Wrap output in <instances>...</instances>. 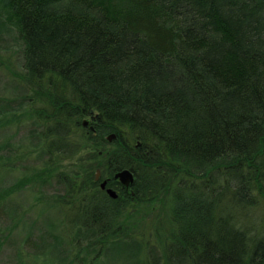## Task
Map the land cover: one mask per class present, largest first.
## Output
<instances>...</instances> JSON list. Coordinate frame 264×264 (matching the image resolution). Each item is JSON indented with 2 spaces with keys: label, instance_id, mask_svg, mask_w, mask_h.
<instances>
[{
  "label": "trees",
  "instance_id": "1",
  "mask_svg": "<svg viewBox=\"0 0 264 264\" xmlns=\"http://www.w3.org/2000/svg\"><path fill=\"white\" fill-rule=\"evenodd\" d=\"M0 28L19 67V90L0 96V165L24 154L10 123L27 122L45 155L0 173V203L55 181L49 197L75 211L77 247L94 259L144 248L126 222L148 203L170 223L154 264H264V0H0ZM80 149L95 160L56 170ZM124 167L128 186L113 176Z\"/></svg>",
  "mask_w": 264,
  "mask_h": 264
},
{
  "label": "rangeland",
  "instance_id": "2",
  "mask_svg": "<svg viewBox=\"0 0 264 264\" xmlns=\"http://www.w3.org/2000/svg\"><path fill=\"white\" fill-rule=\"evenodd\" d=\"M14 37L0 28V96L1 94L11 95L17 93L16 78L13 71L19 69L17 64V45ZM15 84V85H14ZM8 132L11 135V143L20 145L22 148H13V153L16 150H23L24 154L20 159L10 161L9 165L6 162L0 165V173L13 176H22L32 172V167L35 163L45 157L40 154V150L34 146L32 137L27 136L28 123L24 124L10 123L6 125ZM4 136V135H3ZM31 136V135H30ZM2 133L0 131V140ZM108 140V139H107ZM110 141V140H109ZM13 143V144H14ZM13 146V145H12ZM14 146V147H15ZM87 150L80 149L71 156L55 161L56 170L64 171L65 173H73L76 169L87 165L92 158L84 159ZM3 152H6L3 150ZM8 152V151H7ZM10 152H8L9 154ZM14 163V164H12ZM28 165V169L25 166ZM13 180L4 183L8 185ZM62 188L55 181L46 185L38 186L28 184L24 187L12 191L5 200L0 203V234L6 232L5 237L2 235L0 242V264H90L95 257V250L85 252L82 248V242L76 244L74 235L75 228L70 225L76 217L75 211L70 208H63L61 204L52 203L54 199L49 196L52 193L60 191ZM48 197L38 203L34 201L35 194L40 193ZM54 191V192H53ZM52 196V195H51ZM36 201H38L36 199ZM52 203V204H51ZM76 204V201L73 205ZM138 213L132 214V221L129 232L130 239L141 240L144 248L129 247L128 244L114 247L109 250L103 248L99 252V257L94 259V264H143L156 263L159 249V240L161 236L169 233L170 223L169 216L165 210L159 209L158 206L151 204L141 205ZM89 213V212H88ZM82 216L81 219H89L91 213ZM63 216H66L63 218ZM53 221L56 227L53 225ZM62 223V224H60ZM63 229V227H66ZM128 228V227H127ZM9 229V230H8ZM125 230L119 232L118 236L123 239ZM141 237V239H140ZM148 239L149 242H145ZM82 243V244H81ZM150 243L149 248H145L146 244ZM97 246V245H96ZM95 246V248H96ZM105 249V250H104ZM107 254L105 255V253Z\"/></svg>",
  "mask_w": 264,
  "mask_h": 264
},
{
  "label": "water",
  "instance_id": "3",
  "mask_svg": "<svg viewBox=\"0 0 264 264\" xmlns=\"http://www.w3.org/2000/svg\"><path fill=\"white\" fill-rule=\"evenodd\" d=\"M82 123L84 125L88 124V119L87 118H84L82 120ZM90 128H93V126L90 125ZM114 136H115V133L114 132H110V133H108L106 135V138L108 140H111ZM99 175H100V170H99V168H96L95 174H94L95 179H98L99 178ZM113 176L115 178H117L121 183H123L126 186H128L133 181V173H132L131 169H129L127 167H124V168H121V169L116 170L114 172ZM106 182H107L106 178L102 179L100 181V187L101 188H104ZM105 189H106L107 193L110 196H112V197H116L117 196V191H116L115 188H113L111 186H108Z\"/></svg>",
  "mask_w": 264,
  "mask_h": 264
},
{
  "label": "flooded vegetation",
  "instance_id": "4",
  "mask_svg": "<svg viewBox=\"0 0 264 264\" xmlns=\"http://www.w3.org/2000/svg\"><path fill=\"white\" fill-rule=\"evenodd\" d=\"M94 174H95V171H94ZM99 176H100V175H99ZM98 179H99V178H98ZM98 179H97V180H98ZM103 179H104V178H103ZM101 180H102V179H101ZM101 180H100V181H101ZM94 181H95V177H94ZM100 181H99V185H100ZM108 186H109V185H106V184H105V187L102 188V189H104V190L106 191L105 188L108 187ZM111 187H113V186H111ZM113 188H114V187H113ZM106 193H107V191H106ZM107 194H108V193H107ZM108 195H109V194H108Z\"/></svg>",
  "mask_w": 264,
  "mask_h": 264
}]
</instances>
